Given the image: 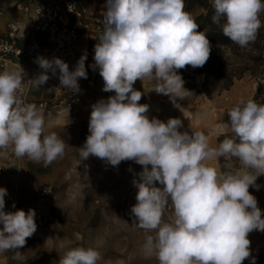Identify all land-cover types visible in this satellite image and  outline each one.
Segmentation results:
<instances>
[{"label": "clouds", "instance_id": "9594fccd", "mask_svg": "<svg viewBox=\"0 0 264 264\" xmlns=\"http://www.w3.org/2000/svg\"><path fill=\"white\" fill-rule=\"evenodd\" d=\"M212 22L231 42L246 48L262 27L264 0H211ZM103 30L94 46L93 70L99 69L103 91L114 92L92 105L89 135L80 158L90 156L118 166L134 161L142 166L133 223L155 235L146 236V254L155 253L158 264H242L251 255L248 236L264 232V218L257 198L249 192L264 175V105L241 100L227 111L225 123L234 136L210 147L201 131H179L182 121L149 119L144 95L133 85L153 82L151 91L168 96L176 108L190 90L179 69L203 67L210 57L205 31L185 10L184 0H106ZM83 54L74 70L60 58L38 57L42 71L29 80L39 87L59 73L61 88L79 93L78 80L87 79ZM24 70L0 72V149L13 148L16 157L27 156L44 166L62 158L69 146L56 133L44 135L45 119L37 105L25 101ZM71 147V146H70ZM235 158L241 167L218 172L204 161ZM255 170V175L252 171ZM159 183V187L157 186ZM8 191L0 187V253L18 250L37 230L35 210L5 212ZM171 201L173 219L165 222L164 209ZM12 207L15 209V203ZM94 248L76 247L58 264H98ZM255 264V258L252 260Z\"/></svg>", "mask_w": 264, "mask_h": 264}, {"label": "rangeland", "instance_id": "374dc122", "mask_svg": "<svg viewBox=\"0 0 264 264\" xmlns=\"http://www.w3.org/2000/svg\"><path fill=\"white\" fill-rule=\"evenodd\" d=\"M196 13L194 11L193 18L197 17ZM196 83H199V79ZM153 86V82L147 79L142 82L137 80L133 85L144 93L139 103L149 105L146 113L149 119L166 122L169 118H178L183 124L179 131H201L208 137L209 146L215 148L218 147V137L231 132L230 128L225 127V123L229 122L227 111L241 100H251L259 83L247 76L236 81L228 91L215 88L211 97L193 91L186 99L178 101L181 108H176L168 96L151 91ZM114 94L102 90L91 96L90 103L93 105L101 99L107 100ZM90 113L87 120L82 122L83 128L79 134L75 133L71 119L57 129L69 145L66 183L59 188L52 185L53 193L46 199L41 200L39 189L37 191L34 206L41 207L55 222L51 227H37L36 232L43 233L42 237L49 246L48 257H42L38 264H58L60 257L76 247L98 250L102 257L98 264H158L155 253L148 255L143 248L146 236H154L155 232L138 228L130 213L138 191L133 181L139 180L138 173L142 171V166L134 161H122L114 167L94 156L81 161L79 148L89 135ZM74 116L70 114V118ZM221 159L225 161L226 172L241 167L235 158H211L204 163L221 172ZM157 186H160L158 182ZM46 202L49 204L44 206ZM20 205L17 209H20ZM168 205L170 208L164 209L165 222L173 219L171 201Z\"/></svg>", "mask_w": 264, "mask_h": 264}, {"label": "built area", "instance_id": "2783aa9c", "mask_svg": "<svg viewBox=\"0 0 264 264\" xmlns=\"http://www.w3.org/2000/svg\"><path fill=\"white\" fill-rule=\"evenodd\" d=\"M14 10L23 16V20H9L4 32L0 33V72L12 71L14 68L20 71L19 66L24 60H28L29 67H22L25 101L37 105L44 118L54 112H77L85 91L104 86L99 69L93 70L91 65L94 64V46L98 42L96 38L103 30L102 13L106 11V7L99 13H92L81 4V0H24L16 3ZM27 39L31 41V46L28 54H24L19 43ZM85 53L87 79L78 80L81 90L79 93L73 94L71 90L61 88L59 73L53 76L49 72L50 79L41 86L47 88L50 95L43 99L29 97L27 89L33 85L29 80L42 71L36 62L38 57L60 58L69 65L70 70H74L79 58ZM4 171L5 164L2 163L0 179ZM53 190L52 185H43L39 189V198L42 200L50 197ZM13 203L15 209L12 207ZM19 205V199L13 194L5 196V212L15 211ZM166 208L169 209L170 205ZM32 209L36 213L37 227L55 225L53 218L45 214L41 207L34 206Z\"/></svg>", "mask_w": 264, "mask_h": 264}, {"label": "crops", "instance_id": "0c3cea01", "mask_svg": "<svg viewBox=\"0 0 264 264\" xmlns=\"http://www.w3.org/2000/svg\"><path fill=\"white\" fill-rule=\"evenodd\" d=\"M22 1L24 0H0V13H2V16H0V33L4 32L6 23L9 20H23V16L14 10L15 4ZM81 4L87 7L90 12L99 13L105 7L106 0H81ZM198 10H201V12ZM194 11L197 12L196 16L203 12L200 7H195L190 13L191 16ZM19 46L24 54H28L31 41L29 39L22 40ZM29 65V61L24 60L20 66L29 67ZM12 71L17 70L14 68ZM101 88L103 87L98 86L95 89L85 91L82 104L77 112H54L46 116L44 118V135L56 133L62 137L57 129L64 126L68 119L73 120L75 133H81L83 128L82 122L87 120L88 113L92 110V104L90 102L93 97L91 96L95 95V93L102 92ZM27 90L29 97L34 99H43L50 95V91L42 86L36 87L32 85L28 87ZM70 114L75 116L70 118ZM67 150L66 147L65 154L62 158H57L50 165L44 166L43 161L37 163L27 156L16 157L13 148L0 149V164L5 163L6 165V170L0 179V187L6 188L8 194L16 196L21 201L20 209L27 212L34 207L37 191L40 187L43 185H53L55 188H59L66 183L65 170L67 167ZM251 171L252 174H256L255 170ZM256 185H259V190L254 186H250L249 192L257 198L258 207L261 209L262 218H264V175L258 176ZM48 204L49 202H46L44 206ZM42 234L43 233L35 232L30 238L26 239L25 246L18 249L21 252V259H15V252L11 250L9 253H7L8 251L0 253V264H38L42 257H48L49 246L42 237ZM248 238L251 241V255L249 258L245 259L242 264H252L253 258H255V264H264V232L254 230L249 233Z\"/></svg>", "mask_w": 264, "mask_h": 264}, {"label": "trees", "instance_id": "16d2710c", "mask_svg": "<svg viewBox=\"0 0 264 264\" xmlns=\"http://www.w3.org/2000/svg\"><path fill=\"white\" fill-rule=\"evenodd\" d=\"M184 2L185 10L189 13L195 7L203 10L194 19L199 24L197 31L206 32L211 47L210 57L203 67L193 69L189 65L177 70L185 81L184 87L191 92L196 91L211 97L215 88L219 91H228L236 81L248 76L259 83L251 100L264 105V14L260 17L262 27L255 42L250 43L246 48H241L225 37L222 28L212 22L214 9L211 0H184ZM233 136L232 132L222 134L218 137L217 144ZM224 163L225 161L221 159L222 173L226 172Z\"/></svg>", "mask_w": 264, "mask_h": 264}]
</instances>
